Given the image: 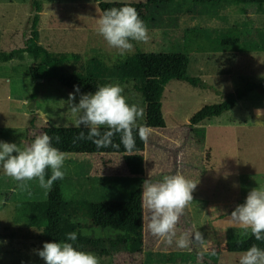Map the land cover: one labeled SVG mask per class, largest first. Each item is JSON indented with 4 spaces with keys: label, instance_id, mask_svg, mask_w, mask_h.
<instances>
[{
    "label": "rangeland",
    "instance_id": "374dc122",
    "mask_svg": "<svg viewBox=\"0 0 264 264\" xmlns=\"http://www.w3.org/2000/svg\"><path fill=\"white\" fill-rule=\"evenodd\" d=\"M0 0L4 12L0 24V142H16L28 126L48 123L62 128L78 126L80 113L73 112L70 94L79 102L82 94L62 87L57 80L90 77L97 85H120L129 105L145 111V101L135 87L137 77L129 76L139 52H149L151 37H164L178 43L188 58V71L201 81L189 85L172 80L162 92L161 111L167 125L187 123L189 117L205 105L217 104L237 91L264 84V0L257 4L254 18L243 15L235 0L193 4L192 0H170L164 5H150L147 21L150 40L132 41L134 48L125 55L110 48L97 32L99 14L94 0ZM105 2H145V0H103ZM38 14L39 45L46 57L59 60L41 67L42 82L36 91V111L29 108L34 81L29 77L28 56L19 49L32 17ZM236 39L235 45L222 44L223 39ZM13 96V97H12ZM264 92L253 90L235 102V106L219 117L205 119L193 128L195 141L210 151L207 175L197 184L190 204L196 232L204 244L219 245L243 240L251 235L230 222L232 211L245 202L248 193L264 188ZM262 121V122H257ZM143 117L137 125H143ZM64 178H80L89 172L84 161L65 162ZM6 182V183H5ZM35 187L29 197V190ZM14 191H11V190ZM11 191L8 202L0 198V264H43L37 255L42 250V225L31 226L29 203L46 199L47 191L37 181L21 188L0 167V191ZM86 207L75 204L62 214L70 222H78L79 232L98 240L101 251H117L136 247L122 232L110 228H90L79 222ZM123 239V240H122ZM108 264L104 253L91 252ZM176 254L145 253L144 264H173ZM206 256L217 264L239 263L241 254L217 251Z\"/></svg>",
    "mask_w": 264,
    "mask_h": 264
},
{
    "label": "trees",
    "instance_id": "16d2710c",
    "mask_svg": "<svg viewBox=\"0 0 264 264\" xmlns=\"http://www.w3.org/2000/svg\"><path fill=\"white\" fill-rule=\"evenodd\" d=\"M261 0H235V4L243 15L254 18L257 4ZM99 17L110 8L124 6L134 7L146 24L147 8L150 5H164L170 0H145V2H105L94 0ZM193 4H217L219 0H192ZM36 12H39L37 1H33ZM38 14L32 17L27 31L24 47L19 49L28 56L27 72L34 81L30 93L29 108L36 111V91L42 82L41 67L58 64L59 60L46 59L37 63L45 51L39 45ZM167 33L163 32L165 37ZM164 37H151L152 47L149 52H139L134 59V66L128 71L129 76L137 77L140 92L145 101L143 125L134 129L135 148L125 150L120 135L113 137L112 144L106 148L97 146L88 139H78L81 132L87 137V128H62L47 122L44 126H28L22 138L16 144L21 148L29 146L33 140L47 134L52 137V144L65 154L67 161H84L89 172L80 178H63L55 181L46 190V199L29 203L31 226L42 225V248L46 242L67 241V234L77 233L74 246L85 252L104 253L108 264H144L145 253L176 254L173 264H217L209 260L208 253L217 251L242 254L256 245L264 249V242L257 241L250 235L243 240H231L219 245H208L195 241V230L190 205L185 209L177 225V238L186 234L190 240L188 247L180 248L173 243L154 237L148 229V211L142 206L143 182H161L164 176L183 175L186 179L199 183L208 173L210 151L195 141L193 128L205 119L219 117L235 106V102L243 99L248 92L258 90L264 92V84H256L237 91L234 96L227 97L220 103L205 105L191 115L187 123L167 125L161 111V98L164 86L172 80L183 81L195 86L201 80L191 76L188 71V58L179 49L178 43H171ZM223 45L238 43L236 39H223ZM57 82L64 88L79 92L94 93L99 87L90 77L59 78ZM147 128L149 135L146 141L138 135L139 128ZM101 131H104L103 129ZM56 137H59L57 141ZM13 143V141H11ZM51 170H48V176ZM47 178V177H46ZM6 183V182H5ZM30 183H34L31 181ZM40 187V186H39ZM41 188V187H40ZM35 187L29 190L33 198ZM11 191H0L3 203L9 201ZM82 204L86 210L80 213L79 222L90 228H110L122 232L125 239H131L136 247L117 251H101L98 240L86 237L79 232L78 222H70L63 217L64 209ZM123 240V239H122ZM44 264V261H43ZM239 264V263H234Z\"/></svg>",
    "mask_w": 264,
    "mask_h": 264
},
{
    "label": "clouds",
    "instance_id": "9594fccd",
    "mask_svg": "<svg viewBox=\"0 0 264 264\" xmlns=\"http://www.w3.org/2000/svg\"><path fill=\"white\" fill-rule=\"evenodd\" d=\"M96 24L98 34L120 55L133 50L132 41L147 43L150 40L147 26L131 6L106 10ZM123 91L118 84L102 86L94 93L82 94L78 103L73 102L75 97L70 94L73 112L81 114L78 126L88 129L87 137L81 132L78 139L86 138L97 148H106L112 144L113 137L119 134L125 150L130 152L135 148L133 132L144 110L137 105H129ZM256 112L257 118L258 115H264V110L257 109ZM138 135L146 141L149 130L141 127ZM56 139L59 141V137ZM0 167L21 188L26 187L28 182L37 181L41 188L48 190L55 181L65 176V154L53 146L52 137L47 134L37 136L25 148L16 143L0 142ZM196 187L197 183L180 174L164 176L158 183L149 180L143 182L142 206L149 213L147 226L154 237L168 244L175 239L178 247H188L190 240L186 234L177 238V225L185 209L193 202ZM229 219L250 230L255 240L264 242V188L252 189L245 202L232 211ZM66 239L71 242L43 244L37 255L44 264H100L97 256L74 246L76 232L68 233ZM195 241L204 242L200 232L195 234ZM239 264H264V249L253 245L241 254Z\"/></svg>",
    "mask_w": 264,
    "mask_h": 264
},
{
    "label": "crops",
    "instance_id": "0c3cea01",
    "mask_svg": "<svg viewBox=\"0 0 264 264\" xmlns=\"http://www.w3.org/2000/svg\"><path fill=\"white\" fill-rule=\"evenodd\" d=\"M2 6H3V4H2ZM2 6L0 4V7H2ZM2 8H4V7H2ZM1 13H2V11L0 10V24H4V23H1L2 22V19H3V15L2 14H4V12L2 14ZM11 191H14V190L12 189Z\"/></svg>",
    "mask_w": 264,
    "mask_h": 264
}]
</instances>
